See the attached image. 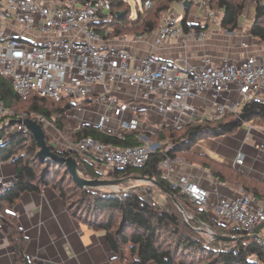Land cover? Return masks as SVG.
<instances>
[{
  "label": "built area",
  "instance_id": "2783aa9c",
  "mask_svg": "<svg viewBox=\"0 0 264 264\" xmlns=\"http://www.w3.org/2000/svg\"><path fill=\"white\" fill-rule=\"evenodd\" d=\"M152 6L153 0H146L143 10ZM181 6L185 8L183 2ZM119 15L112 11L111 0H0V74L10 78L22 99H28L34 92L57 101L70 98L72 107L67 116L77 122L76 129L90 124L120 139L125 138V132L142 131L138 135L143 142L140 145L123 146L86 136L75 142L65 140L59 149L56 147L59 152H75L83 159L88 158L102 175V168L144 166L162 148L160 141L151 139L162 128L237 114V106L243 101L264 102L263 52L240 60L223 57L218 61L204 51L174 59L151 53L139 55L119 44L129 41L127 35L104 37L99 31V25H108ZM216 15L210 20L208 13L200 19L188 17L191 26L185 32L182 26L185 15L173 11L158 30L135 35L131 42L151 46L170 39L202 42L207 31L197 25L217 23ZM15 25L20 27V33L14 30ZM239 44L250 46L245 40ZM235 92L240 95L238 100L232 98ZM80 97L90 107L98 104L93 120H86V108L74 102ZM191 98H198L201 103L197 105ZM28 118L43 126L50 123L43 115L17 114L0 98V132L4 133L0 136V148L17 134L30 131L24 123ZM13 120L16 123L11 124ZM256 147L264 150V144ZM173 148L169 145L164 152ZM246 157L245 152H238L234 165L245 169ZM13 159L14 156L0 161V198L17 175L3 169L6 163L15 167ZM181 163L178 157L167 155L160 163L161 178L169 182L172 191L185 196L195 211L206 212L221 224L250 232L264 226V202L242 190L225 195L221 192L222 182L181 171ZM139 181L148 185L144 191H137L140 197L155 212H164L168 196L174 198V194L167 193L166 187L150 178ZM158 191L164 194L161 201ZM182 211L187 222L196 219ZM199 223L198 229H211L206 223Z\"/></svg>",
  "mask_w": 264,
  "mask_h": 264
},
{
  "label": "trees",
  "instance_id": "16d2710c",
  "mask_svg": "<svg viewBox=\"0 0 264 264\" xmlns=\"http://www.w3.org/2000/svg\"><path fill=\"white\" fill-rule=\"evenodd\" d=\"M86 1L88 0H83V2ZM145 1H141L142 6L138 4L137 18H134L131 5L126 0H111L112 11L115 14L116 12L123 13L119 15V18L116 16V19L108 25H99L100 33L104 37L149 34L159 29L165 17L174 11L173 6L176 3L186 0H153V6L144 11ZM188 1L191 2V6H186L182 22L185 32L189 31L191 26L188 23V16L195 0ZM255 2L257 4L254 9V20L250 25V33L258 40V43H264V0H255ZM245 3L246 0H201L200 4L207 13H210V16H212V8L222 10L220 28L234 32L240 26ZM145 12L146 14H144ZM105 25L107 26L105 27ZM208 25L200 24L197 25V28H206ZM0 98L4 100L7 107L17 113L19 112L16 110L18 106L25 105L24 112L30 116L33 113L43 115L61 131L70 135L74 141L92 136L123 146L143 143L138 137L142 132L139 130L125 132L124 139L118 138L117 135L103 133L90 124H84L80 129L74 130L70 127V120L67 116V111L72 107L70 98L57 101L34 92L24 100L14 89L10 78L1 74ZM255 118H260L264 122V102L259 99L247 101L243 109L236 115L204 119L177 128H162L157 134L151 135L153 139L162 143V148L152 154L146 165L115 169L109 175L111 178H150L157 184L166 187V192L174 194L176 199L168 196L170 205L168 202V207L164 212H155L137 193L139 188L124 190L128 182L120 186L118 190L103 189L99 192L82 189L75 184V187L82 192V198L78 201L80 209L87 213V216L77 215L76 217L106 235L108 246L112 251L111 264H148L152 261L155 264H264V243L261 241V237H264L262 236L264 226L250 232L228 224H221L206 212L195 211L185 196L171 190L169 182L161 178L160 171V163L167 155L178 157L180 152H190L195 143L202 138L234 133L244 122ZM3 134L0 132V136ZM47 143L53 151L60 155L78 157L85 164L88 177L102 178L103 175L88 158L83 159L75 152H59L48 139ZM169 145H173L174 148L165 153L164 149ZM39 150L40 147L30 131L17 134L0 148V160H10L14 156L13 163L17 173L9 190L0 198V213L2 215H11L5 208L7 203H14L25 192H40L41 186L48 185L53 181L54 176H57L58 168L66 169V165L41 162L38 157ZM206 159L210 158L206 157ZM223 166L232 170L230 166L224 164ZM203 168L205 167L203 166ZM235 174L236 176L228 177L232 184H240L245 188L247 194L263 203L264 181L259 180L256 176L238 171ZM213 178L224 184L229 181L224 172L217 170H214ZM70 179L72 180V178ZM54 183L60 191V196L66 199L64 187L60 186L58 182ZM259 185L263 188H260ZM175 200L188 209L189 213H194L196 219L187 223ZM15 221L17 223H10L8 236L15 249L16 264H34L32 258L25 254L29 238L18 219ZM199 221L209 225L216 235L234 238L218 239L213 234L198 229Z\"/></svg>",
  "mask_w": 264,
  "mask_h": 264
},
{
  "label": "crops",
  "instance_id": "0c3cea01",
  "mask_svg": "<svg viewBox=\"0 0 264 264\" xmlns=\"http://www.w3.org/2000/svg\"><path fill=\"white\" fill-rule=\"evenodd\" d=\"M213 26L215 25L211 23L208 25L205 30L208 35L202 42L195 40L179 42L175 39H170L158 46L131 41L120 42L119 44L130 47L139 55L151 53L166 59L189 56L204 51L216 61L223 57L240 60L250 54L259 53L253 47L236 48L234 45L229 46L230 42L221 35L219 29L213 28ZM14 28L17 33H20L18 25H15ZM251 122L257 126L258 122H260L261 125L259 127H264V122L259 118H255ZM250 136L251 134H248V137H245L246 139L243 140V144L237 153L240 151L245 152L247 155L246 163L249 160L250 166L248 165V167L253 169L256 177L264 180V157L259 156L256 148L257 145L264 144V138L263 140L252 138L253 145H249L247 141H250ZM246 145L249 146L247 149H245ZM210 153L213 154V151L208 154ZM214 156L221 159L222 155L219 156L218 153L214 152ZM223 156L225 159L229 157ZM224 158L223 161H226ZM256 161L260 163L256 164ZM3 169L10 175L16 174V167L4 164ZM222 189L225 192L233 191L226 184H224ZM225 192L223 193L226 194ZM43 195L29 191L23 193L14 203H9V208L18 214L20 225L29 238L25 254L32 258L33 263L111 264L112 251L108 246L106 235L103 232L96 231L89 223H85L73 213H65L64 201L61 198L54 196L53 198L45 197V199ZM0 224V264H16L15 249L12 243L9 244V240V243L6 241L8 237L2 221H0ZM151 263L155 264L154 262Z\"/></svg>",
  "mask_w": 264,
  "mask_h": 264
},
{
  "label": "rangeland",
  "instance_id": "374dc122",
  "mask_svg": "<svg viewBox=\"0 0 264 264\" xmlns=\"http://www.w3.org/2000/svg\"><path fill=\"white\" fill-rule=\"evenodd\" d=\"M126 1L131 5V10H132L133 16H137L138 4H139V6H142V4H141L142 0H126ZM182 2L184 3L185 1H182ZM182 2L176 3L173 7H174V11H178L181 15H185L186 6H185V8H183L181 6ZM200 3H201V0H195L194 4L192 5V7L190 9V13H189L188 17H191L193 19H200L201 17H204V15L207 13V11L204 10V8L202 7V5ZM256 4L257 3L255 2V0H246L244 13H243L241 20H240V26L234 32H229V31L224 30L223 28H220V25H219L220 16L222 17L223 12H222V10H219V9L214 10V8H212L213 10H211V15L213 16V15L217 14L216 16L218 17L217 23L212 24V25H215V26H213V28L219 29V32L221 33V35H223L226 38V40H228V42H230L229 46L234 45L236 48L237 47L245 48V46L239 44L240 41L245 40L250 45L249 47H253L256 49V51L264 53V43H260V42L258 43V40L256 38H254L250 33V25L252 24V22L254 20V9H255ZM119 13H123V12H119ZM144 14H146V12ZM208 14H210V13L208 12ZM144 16H146V15H144ZM212 16L209 17V20L211 18H213ZM207 28H208V26H206V28H203V29L206 30ZM207 35H208V32H207ZM127 36L129 37V41H132L131 38H133L135 35H127ZM232 98L235 100H238L240 98V95L235 92L232 94ZM83 101H84V98H82V97L74 99V102L77 103V106H81L83 108H86L85 119L86 120H93L94 116H95L94 111H96L98 109V104H94L92 107H90V105L84 103ZM190 101L195 102L197 105H199L201 103V100L198 98H191ZM246 103H247V101H243L242 104L237 106L236 112H240ZM16 110L19 111L18 113L16 112L17 114L25 113L24 112L26 110L25 105L18 106V108ZM73 112H74V108L72 110V113ZM232 114L236 115L233 112H232ZM224 116H230V114H227ZM218 117H222V116H218ZM215 118H217V117L215 116L212 119H215ZM69 120H70L69 122L71 125L70 127L73 128L74 130H78V129H76L77 122H75L74 120H71L70 118H69ZM248 123L244 122L243 125L234 133H228V134H224V135H221L218 137H204L195 143V145L193 146L192 150H190V152H187V153L180 152L179 153L180 156H178V158H179V160H181L183 162V163H181V165H182L181 171H183V170L188 171V172L190 171L192 173H196V174H200V175H203L205 177H208V178H212L214 170H217V171H220L222 173L224 172V175H226L227 180H229V178H228L229 176H232V177L236 176L235 172H237V171L245 173L246 175L255 176L253 173V169H251V167H248L249 160H248V163H245V169L238 168L234 165V159H235L236 153H237L238 149L241 148V146L243 144V140L246 139L245 137H248V134H251L250 141L249 140L247 141V144H249V145H253V143H252L253 140L251 141L252 138L253 139L255 138L258 140H263V138H264V127H259L261 125L260 122H258V126L256 124L254 125L252 122H248ZM43 127L45 128V132L47 134L46 138L50 141L51 145L53 144V146L55 148L57 147V149H59V146L64 145L65 140L75 142L74 139L72 137H70V135L61 131L52 122H50L48 124V126H43ZM151 139L153 141L159 142L157 139H153L152 137H151ZM248 147L249 146L246 145L245 149H247ZM210 151H213V154H211V153L208 154ZM214 152L218 153L219 156L222 155L221 159H220V157L218 158V157L214 156ZM257 152H258L260 157H264V150L261 151V150L257 149ZM226 154H228V155L226 156ZM223 155H225V157L229 156L228 159H225ZM203 156H206L210 159H206V157H203ZM223 158L226 161H223ZM258 159H260V158H258ZM0 161L2 162V160H0ZM246 162H247V160H246ZM258 163H260V162L256 161V164H258ZM207 164H209V165H207ZM223 164L230 166L232 170L223 166ZM6 165L14 167L10 163H6ZM203 166L205 168H203ZM100 168H102V166H100ZM102 169L104 170V172H103L104 177L109 176L113 172V170H111V169H109V170L105 169V168H102ZM57 170H58L57 176L56 177L54 176L53 181H51L48 185L41 186L40 192H36V193L44 194L43 195L44 198L45 197L46 198H49V197L53 198L54 196H57L58 198H61L62 200H64L63 203L65 205V209H64L65 213H73L76 216L77 215L87 216V213L84 210L80 209V202H78L82 198L81 190L77 189L75 187V183H73L72 180L70 179L71 177H70V174L67 172V169H64V170L61 169L60 170V168H58ZM139 178H141V177H135V178L131 177L127 183V187H125L124 190H128L130 188L131 189L132 188H139V189H137L139 192L144 191L143 188L148 187V185L145 182H140ZM258 179L261 181H264L262 178H258ZM231 180H233V179H231ZM54 182H58L60 186L64 187L65 193H66V199L60 196V191ZM227 184L226 185L233 191L229 190L228 192H225L224 189H221L222 193L223 192L226 193L225 195H233L234 193H236V191H240V190H242L244 193H246V191L244 190L245 188L242 187L240 184L239 185L236 183L232 184V182L230 180L228 181ZM45 186H47V187L45 188ZM259 186H260V188H263V186H261V185H259ZM153 188H155V187H153ZM48 190H50V191H48ZM158 194H159L158 198L161 201L163 198L162 196L164 194H163V192H159V191H158ZM168 202L170 205V201L167 199V207H168ZM175 203H176L177 207L179 208V210L181 211V213L184 217H185V215L183 214V211L179 206H181L187 214H189L191 216L194 214L192 212L189 213V210L185 209L180 202L175 201ZM9 206H10L9 203H7L5 205V208H7L8 212H10L11 215L6 216L5 214H3V215L1 214L2 217L0 218V221H2V224L4 225V228H5L6 235L8 237L6 239V241L9 240V242H10L9 244H11L12 241H10L9 236H8L9 230H10L9 227L11 226L10 223H12V222L17 223V221H15V219L16 220L18 219V221L20 223V220H19V218H17V217H19L18 214L15 213L13 209L9 208ZM4 216H6V217H4ZM187 223H189V221ZM0 226H1V224H0ZM37 226L40 227L39 224H37ZM263 232H264V230H263ZM262 236H264V234ZM261 241L264 242V237H262ZM28 243H29V241H28ZM150 264H152V263H150Z\"/></svg>",
  "mask_w": 264,
  "mask_h": 264
},
{
  "label": "water",
  "instance_id": "95a60500",
  "mask_svg": "<svg viewBox=\"0 0 264 264\" xmlns=\"http://www.w3.org/2000/svg\"><path fill=\"white\" fill-rule=\"evenodd\" d=\"M185 6L190 7L191 2L186 0L184 2ZM121 15V13H119ZM16 123L13 120L11 124ZM25 125L33 134L36 142L38 143L40 150L38 152V157L43 163L53 162L56 165H66L67 172L70 174L73 182L82 189H87L90 191L99 192L103 189H115L118 190L120 186L127 183L130 178H89L87 177V168L85 164L75 155H70L65 157L59 153L53 151L51 146L47 143L46 132L43 125L34 119L28 118L24 120ZM155 181V180H153ZM157 184V182L155 181ZM159 185V184H157ZM161 186V185H159ZM166 190V189H165ZM175 198V197H174ZM176 201V200H175ZM182 210L183 208L179 206ZM204 231L213 234L216 238L221 240L233 239L234 237L216 235L212 229H205ZM258 237H260L258 235ZM262 239V238H261Z\"/></svg>",
  "mask_w": 264,
  "mask_h": 264
}]
</instances>
